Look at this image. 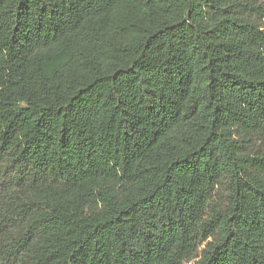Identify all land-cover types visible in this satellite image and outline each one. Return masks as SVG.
<instances>
[{
    "label": "trees",
    "instance_id": "obj_1",
    "mask_svg": "<svg viewBox=\"0 0 264 264\" xmlns=\"http://www.w3.org/2000/svg\"><path fill=\"white\" fill-rule=\"evenodd\" d=\"M0 264H264V0H0Z\"/></svg>",
    "mask_w": 264,
    "mask_h": 264
}]
</instances>
